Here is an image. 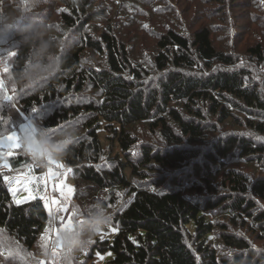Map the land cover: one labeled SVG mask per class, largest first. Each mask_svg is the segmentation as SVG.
Listing matches in <instances>:
<instances>
[{"label":"trees","instance_id":"obj_1","mask_svg":"<svg viewBox=\"0 0 264 264\" xmlns=\"http://www.w3.org/2000/svg\"><path fill=\"white\" fill-rule=\"evenodd\" d=\"M215 1L225 5V0ZM60 2L63 7L60 13L62 22L64 26L75 29L81 46L65 52H57L54 47H50L48 54L55 57V67L46 74L47 79L40 88L21 98L19 109L22 115H27L35 107L51 105L50 112L41 119L48 130L59 128L81 114L87 115L85 134L83 137L78 136L69 154L62 160L70 168L74 199L80 208L95 199H103L106 204L107 201L111 204L116 199L117 189L126 191V202L113 216L118 231L110 240L96 238L91 248L111 255L110 258L106 257L103 264H197L185 243L183 233L192 228V240L197 252L202 255V263L227 264L223 258L216 259L214 251L207 245V239L211 237L215 226L204 215V212L219 207L227 198H204L197 201L186 195L179 183L172 178V186L176 185L173 188H160L165 183L163 177L152 178L150 181L151 186H156L157 189L135 186L127 179L124 170H130L132 179L136 177L150 180L148 176L156 166L180 170L187 164L193 152L180 146L181 139L166 118H170L180 134L190 142L202 138L203 128L199 123L182 117L177 110L170 108V102L182 104L190 115L197 117L202 114L194 104L205 102L220 121L230 118L232 109L249 113L253 110L264 112V98L249 71L234 68L214 69L202 75L182 73L180 70L193 69L198 62L210 69L214 63L232 66L234 61L229 54L216 50L208 27L196 28L188 36L168 28L156 41L153 61L158 70L167 67L173 70L158 83V89L145 90L140 70L142 68L132 63L124 43L109 31L100 32L96 38L87 31L88 24L100 12L88 10L80 0ZM31 50L32 46L25 45L21 40L15 51L11 62V85L15 88L23 87L17 80L29 62ZM84 50L102 57L103 65H84ZM247 51L264 73L262 45L256 43L247 48ZM88 88L97 93L95 100L67 106L56 105L61 98L71 93H82ZM6 114L13 120L19 121L21 118L17 110L10 109ZM100 119L108 124V131L118 143L124 158L122 161L117 156L113 157L111 161L114 165L109 171H101L97 167L102 154L97 134ZM145 121H150V126L159 128L168 147L162 151H153L147 146H141L139 157L133 159L130 148L136 141L127 129ZM112 124L118 126V130ZM253 127L264 133V123H255ZM233 147L244 157L264 152L263 146H255L246 138L230 136L225 140H218L214 144V150L202 156L204 166H192L194 175L203 179L208 190H212L208 181L211 168L222 167L225 157L233 155ZM23 151L20 148L7 157L11 170L31 164L30 156ZM225 178L237 192L227 209L245 214L247 219L261 226L264 223V213H253L255 205L240 195L248 192L250 196L264 201V178H257L248 185L245 177L233 170H229ZM196 190L201 192V187H196ZM46 221L47 212L41 199L33 198L19 203L12 200L4 173L0 170V229L29 251L36 244ZM261 230L264 233V226ZM222 232V239L229 245L245 247L243 239H235L225 231ZM249 261L250 257L244 264H249ZM0 264L22 263L10 259L0 250Z\"/></svg>","mask_w":264,"mask_h":264},{"label":"rangeland","instance_id":"obj_2","mask_svg":"<svg viewBox=\"0 0 264 264\" xmlns=\"http://www.w3.org/2000/svg\"><path fill=\"white\" fill-rule=\"evenodd\" d=\"M80 1L88 10L100 12L88 24L87 31L89 34L96 38L99 37L100 32L109 31L124 43L132 63L142 68L140 70L143 75L142 83L145 90L149 88L158 89V83L166 77L168 72L173 70L171 67L158 70L154 64L153 56L156 53V41L160 34L170 28L188 36L196 28L206 26L210 29L211 40L216 50L229 54L234 64L225 66L221 63H214L210 69H207L203 63L201 65L198 62L193 69L180 71L187 75H202L214 69L244 68L249 71L253 82L258 86L264 98V73L261 66L251 58L247 51V48L256 43H260L264 49V0H234V2L225 0V5L215 0ZM62 8L60 0H0V12L15 15L23 14L10 29H5L4 25L0 23V82L3 84V89H0V137H6L12 133L21 137L29 120H41L52 108L51 105L44 104L42 107L33 108L29 114L22 115L19 109L21 98L40 88L46 81L47 75L31 86L13 87L11 85V62L14 55L10 56L9 53H15L17 50L18 45L23 40L19 32L26 27L29 29V33L36 29L42 30L43 39L54 37L55 41L51 47H54L57 52L79 48L81 45L75 29L64 26L62 22L60 17ZM83 62L89 67L103 65L102 57H98L87 50L83 51ZM5 97L10 99H5ZM96 97L97 93L88 88L82 93H71L65 98H61L56 105L80 104L95 100ZM168 106L177 110L182 117L202 126V138L190 142L187 137L180 134L176 124L170 118H166L170 127L180 137V146L192 151L193 155L180 170L156 166L154 172L148 176L150 180H142L136 177L132 179L129 175L130 170L125 169L124 174L127 179L132 181L135 186L150 188L153 187L150 182L152 178L163 177L165 183L160 188L164 189L172 186L170 180L172 178L179 183L186 195L197 201H202L204 198L212 200H215L216 197L227 198V201L220 204L219 207L204 212L205 218L215 226L211 237L207 239V245L214 251L216 259L223 258L227 264H244L249 257V264H264V233L261 230L264 223L259 226V224L247 219L245 214L241 215L237 211L227 209L237 192L232 189L225 178L229 170L243 175L248 185L257 178H264V152L244 157L239 155V152L233 147V155L225 157L222 167L214 166L211 168L212 173L208 181L212 190L205 187L202 178L194 175L192 168L194 164L203 167L202 156L208 151H213L214 144L218 140H225L230 136L246 138L255 146L264 147V133H260L253 127L255 123H264V112L253 110L249 113V111L240 112L232 109L230 110L232 116L220 121L218 115L213 114L209 110L208 104L202 101L194 104L202 114L198 117L190 115L180 103L170 102ZM10 109L18 111L21 117L19 121L7 116L6 113ZM10 113L12 114V112ZM86 121L87 115L81 114L66 124H71L78 129V136L83 137ZM149 124H151L150 121L139 122L127 129L136 141L130 148L133 159L139 157L141 146H147L153 151H162L168 147L159 128ZM107 125L104 120L100 119L97 128L102 148L97 167L101 171L112 169L114 163L111 159L115 156L119 160H124L120 147L115 139H112ZM112 125L118 130V126ZM59 128L49 131L54 132ZM20 148L22 146L14 148L5 141L0 147V153L11 151L12 155ZM8 156L10 155H0V170L4 173L12 200L19 203L33 198L41 199L47 212V221L36 244L29 251L0 229V250L4 251L10 259L17 260L22 264H36V256L46 251L47 258L40 259L39 264H56L52 253L57 251L55 246L57 227L53 224V219L56 218V224L63 225L69 219L73 221L78 214L77 206L79 205L73 196V179L70 175V168L62 160L53 161L47 167H40L30 157L31 164L18 170H11L7 162ZM173 186L176 185L173 184ZM196 187H201V192L197 191ZM153 188L157 189L158 187L154 186ZM125 194V190L117 189L114 203L108 204L107 201V205L114 209V214L126 202ZM240 196L245 197L255 205L253 213H264V201L250 196L248 192ZM53 201H57V203L53 204ZM222 205H226V207L224 208ZM60 208L66 209V211H59ZM117 231L118 226L112 218L110 226L97 239L110 240ZM222 231L232 235L235 239H243L246 244L245 247L229 245L222 239ZM191 232L192 228L183 231L185 243L193 253L197 264H203L202 255L197 252L194 246ZM93 244L94 242L84 252L76 256L72 264H103L107 256L111 257L110 254L106 255L93 250L91 248ZM89 253H91L90 257Z\"/></svg>","mask_w":264,"mask_h":264},{"label":"clouds","instance_id":"obj_3","mask_svg":"<svg viewBox=\"0 0 264 264\" xmlns=\"http://www.w3.org/2000/svg\"><path fill=\"white\" fill-rule=\"evenodd\" d=\"M21 16L23 14L0 12V23L5 29H10ZM19 34L23 37L25 45L32 46L29 62L17 80V83L28 87L45 78L55 67V57L48 54L55 38L43 39V32L40 29L29 34L27 27L21 29ZM78 135L79 130L71 124L50 132L43 121L31 119L28 121L27 131L21 134L20 143L25 154L38 166L47 167L50 162L61 161L69 154ZM77 208L78 214L71 225L67 223L59 225L56 224V218L53 219V224L57 227L55 239L57 254L53 257L56 264H72L76 256L89 248L95 239L107 230L114 215V209L103 199H95L82 208L79 206ZM42 258H47L46 251L36 256V264H39Z\"/></svg>","mask_w":264,"mask_h":264},{"label":"snow or ice","instance_id":"obj_4","mask_svg":"<svg viewBox=\"0 0 264 264\" xmlns=\"http://www.w3.org/2000/svg\"><path fill=\"white\" fill-rule=\"evenodd\" d=\"M10 56L12 55H15V53H9ZM5 71H7V69H5ZM0 89H3V84L2 82H0ZM5 99H10L9 97H5ZM27 131V128L23 129V132ZM5 141H7L12 147L14 148H18V147H21V144H20V136H18L16 133H12L6 137H0V147L3 146V144L5 143ZM0 155H11V151L7 152V153H0ZM53 163V162H50V164ZM57 167H60V165H57ZM7 179V178H6ZM69 191H71V189H69ZM53 204H56L57 201H53L52 202ZM59 211H66V209H63V208H60L58 209ZM75 215V213H74ZM63 223V222H62ZM67 224L68 225H71L72 224V221L71 219H69L67 221ZM57 254V251H53L52 255L53 256H56Z\"/></svg>","mask_w":264,"mask_h":264}]
</instances>
